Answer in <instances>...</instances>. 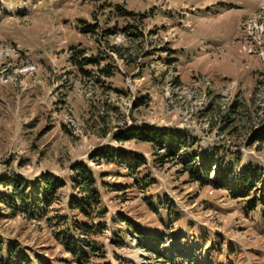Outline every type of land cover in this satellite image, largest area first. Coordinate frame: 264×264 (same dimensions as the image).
<instances>
[{"label": "rangeland", "instance_id": "1", "mask_svg": "<svg viewBox=\"0 0 264 264\" xmlns=\"http://www.w3.org/2000/svg\"><path fill=\"white\" fill-rule=\"evenodd\" d=\"M79 50L114 75L83 73L70 60ZM141 125L181 129L201 154L264 174V142L254 140L264 125V0H0V178L49 173L66 183L41 216L0 203L3 248L16 244L33 264H72L57 234L88 222L69 205L79 198L70 167L83 162L105 210L93 221L105 224L101 262L264 264L262 209L199 187L148 143L114 140ZM102 147L146 165L127 174L91 161ZM11 193L0 183V195ZM142 236L172 237L187 256L157 259Z\"/></svg>", "mask_w": 264, "mask_h": 264}, {"label": "trees", "instance_id": "2", "mask_svg": "<svg viewBox=\"0 0 264 264\" xmlns=\"http://www.w3.org/2000/svg\"><path fill=\"white\" fill-rule=\"evenodd\" d=\"M85 54V51L79 50L70 57L71 61L79 65L83 73L87 75L96 73L98 77H112L114 75V69L110 64L100 66V60L104 58L98 55L86 57ZM85 67H88L89 70ZM98 81L96 78L95 82ZM131 139L148 143L153 150L161 151V154H154L158 163L180 164L190 181L197 183L199 187L209 186L214 190H227L232 198L244 201L245 209L253 211L259 208L264 212V174L258 168L246 166L237 172V162L226 161L222 157H217L215 152H203L201 154L199 148H194V140L188 138L181 129L141 125L114 135L116 141ZM254 140L264 142V125L254 135ZM89 159L97 163L104 161L115 164L124 168L127 174H131L146 165L142 156L123 153L110 147L94 150ZM70 171L73 174L71 176L72 183L79 195L78 199L70 200V208L89 219L88 222L75 219L72 223L71 232L65 230V235L57 234V236L64 244L65 249L72 255V264H108L101 262L104 256L102 244L99 245L96 240L103 232L105 224L101 220L93 222L95 218L102 219L105 213L101 207V195L96 185L95 175L91 168L83 162L71 165ZM0 183L10 186L12 191L11 197L0 195V203L12 209L13 213L20 209V211L33 217L43 215L58 200V192L66 184L64 180L49 173L41 174L38 179L32 182L20 175H12L0 178ZM16 203H19V209ZM171 206L165 207L168 215L174 212ZM120 222L127 225V231L132 229V234L143 235L142 230L138 226L133 227V222L128 218L120 216ZM142 238H144L143 241L149 240L142 243L143 248L151 252L157 259H165L169 263L168 261L175 257L177 259L187 256V244L186 246L174 247L172 237L167 239L150 236V239H146L142 236ZM166 243L168 246H165ZM4 250L5 252H3ZM193 259H191L193 264H199L194 263L198 260L193 261ZM34 260L38 261V264H49L39 257ZM0 264H33V262L23 251H18L16 244H9L4 249L0 240ZM200 264L205 263L201 262Z\"/></svg>", "mask_w": 264, "mask_h": 264}]
</instances>
